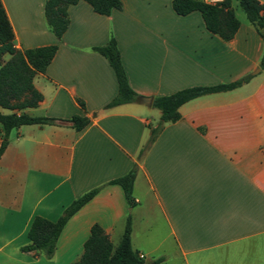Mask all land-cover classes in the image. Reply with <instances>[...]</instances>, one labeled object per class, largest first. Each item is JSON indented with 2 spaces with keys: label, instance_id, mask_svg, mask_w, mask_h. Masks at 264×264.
Listing matches in <instances>:
<instances>
[{
  "label": "crops",
  "instance_id": "crops-1",
  "mask_svg": "<svg viewBox=\"0 0 264 264\" xmlns=\"http://www.w3.org/2000/svg\"><path fill=\"white\" fill-rule=\"evenodd\" d=\"M0 1L16 49L57 46L33 79L38 105L0 108L54 121L8 133L0 157V264H74L93 225L116 247L127 220L131 248L144 263L264 264V39L237 0L245 16L232 7L239 27L228 41L210 33L198 11L177 15L173 0H120L108 16L79 1L67 8L60 38L46 23V0ZM111 39L134 102L110 106L118 83L97 49ZM244 77L233 90L186 102L178 120L159 125L155 99ZM74 116L87 125L77 131ZM132 172L130 204L114 182ZM93 190L50 259L21 252L34 217L55 222Z\"/></svg>",
  "mask_w": 264,
  "mask_h": 264
},
{
  "label": "trees",
  "instance_id": "trees-1",
  "mask_svg": "<svg viewBox=\"0 0 264 264\" xmlns=\"http://www.w3.org/2000/svg\"><path fill=\"white\" fill-rule=\"evenodd\" d=\"M79 1L86 2L94 13L102 16H108L113 10L121 9L120 0H46L44 6L46 23L57 38L64 34L69 25L67 8ZM237 1L250 23L258 28L264 39V15H260L263 6L258 0ZM172 7L174 12L181 16L198 11L206 29L224 41L232 39L239 27V21L232 9V0H224L220 6H210L202 0H173ZM13 39L12 28L0 1V108L22 111L26 108H35L42 100V95L34 88L33 79L36 75L46 72L57 51V46L18 50L13 45ZM97 50L108 59L118 83L117 95L110 106L136 101L137 95L128 86L115 40L111 39L106 46ZM5 55L10 56L8 61L3 60ZM260 66L264 68V51ZM246 80L247 78L244 77L230 84L184 89L170 96L155 99L154 106L161 112L162 123L175 122L180 117L179 107L186 102L203 95L233 90ZM53 122L49 118L29 117L23 113L19 115L16 112L8 115L0 113V127L3 131L0 157L8 145V133L12 129L22 125ZM70 122L77 131L87 125V120L79 116H74ZM133 178L132 172L114 182L122 186L130 204H133L131 195ZM95 192V190L90 191L74 200L55 222L40 216L34 217L27 232L29 243L20 248L21 252H32L35 256L43 254L50 259L67 220L88 202ZM160 261L159 259L154 264ZM74 264H144V260L131 248L130 221L127 220L124 233L116 247H113L108 235L99 225H93L83 245V252Z\"/></svg>",
  "mask_w": 264,
  "mask_h": 264
},
{
  "label": "rangeland",
  "instance_id": "rangeland-1",
  "mask_svg": "<svg viewBox=\"0 0 264 264\" xmlns=\"http://www.w3.org/2000/svg\"><path fill=\"white\" fill-rule=\"evenodd\" d=\"M237 1L236 0H232V7L234 8L235 10V14L236 15H244L243 11L239 8V6L237 5ZM245 16V15H244ZM159 125H162V122L160 121ZM170 264H178V263H170Z\"/></svg>",
  "mask_w": 264,
  "mask_h": 264
},
{
  "label": "built area",
  "instance_id": "built-area-1",
  "mask_svg": "<svg viewBox=\"0 0 264 264\" xmlns=\"http://www.w3.org/2000/svg\"><path fill=\"white\" fill-rule=\"evenodd\" d=\"M205 4L210 5V6H220L224 0H202ZM142 258V256H139Z\"/></svg>",
  "mask_w": 264,
  "mask_h": 264
},
{
  "label": "water",
  "instance_id": "water-1",
  "mask_svg": "<svg viewBox=\"0 0 264 264\" xmlns=\"http://www.w3.org/2000/svg\"><path fill=\"white\" fill-rule=\"evenodd\" d=\"M144 264H150V263L146 261Z\"/></svg>",
  "mask_w": 264,
  "mask_h": 264
}]
</instances>
